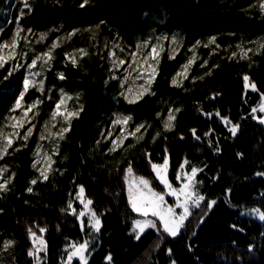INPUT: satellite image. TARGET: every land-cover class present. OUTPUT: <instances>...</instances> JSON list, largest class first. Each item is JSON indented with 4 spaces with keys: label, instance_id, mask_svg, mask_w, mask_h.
<instances>
[{
    "label": "trees",
    "instance_id": "1",
    "mask_svg": "<svg viewBox=\"0 0 264 264\" xmlns=\"http://www.w3.org/2000/svg\"><path fill=\"white\" fill-rule=\"evenodd\" d=\"M12 1L0 0V13ZM81 2L31 0L32 11L25 9L20 21L25 31L31 28L34 33L48 32L49 42L56 39L57 31L67 34L74 29L81 30L68 44L55 50L44 94L32 90L26 102L37 98L44 101L40 105L42 121L50 117L61 89L77 95L84 108L66 136L67 161L63 175L39 186L38 196L26 191L33 179V144L11 156L8 166L14 175L0 205V242L7 235L18 246L13 253L15 261L9 258L5 264H32L26 255L30 227L34 231L39 227L46 229L47 250L42 264H59L66 242L83 240L76 219L68 211H61L66 209L69 190L75 185L85 187V196L93 201L92 208L101 219V230L88 264H109L105 259L109 254L111 264H172L173 261L175 264H264V222L242 215L246 208L264 211V176L255 175L264 173V128L249 115L264 94V49L250 65L227 57L217 58L210 64V76L189 81L183 88L171 86V79L181 65L180 58L173 61L164 58L153 86L155 94L136 105H117L106 95L107 67L93 53L89 35L83 32L104 21L101 26L104 35L109 39L118 36L132 45L137 36L152 29L151 15L154 14L164 21L169 32L182 33L185 47L215 36L225 48L240 35L252 40L264 36V17L257 9H248L254 0H90L83 9L79 8ZM20 6V2L15 3L12 21L19 15ZM8 33L6 30L0 41ZM79 48H86L89 55L79 61L78 68H72L66 64L64 54ZM58 72H64L66 79L58 80ZM245 74L256 84L257 92L244 88ZM4 75L0 71V81ZM22 80L23 73L18 72L9 82H3L6 88L0 84V122L14 103ZM49 95L52 98L47 101ZM169 102L176 103L180 109L174 129L160 132L155 141L150 136L142 146L136 147L128 157L133 163V174L150 179L157 188L145 153L150 154L153 163H161L167 148L170 182L175 183L179 165L188 160V168H203L197 177L200 193L217 203L202 223L198 219L190 221L177 238L148 230L135 239L130 233L135 216L128 204L123 173L127 166H118L109 157L97 156L94 146L97 126L103 117L120 111L136 123H156L160 131L156 116L163 104ZM166 110L164 107L163 111ZM217 110L240 125L236 137L231 136L218 117L204 115ZM193 128L201 138L199 141L192 135ZM210 129L213 131L205 136Z\"/></svg>",
    "mask_w": 264,
    "mask_h": 264
},
{
    "label": "snow or ice",
    "instance_id": "2",
    "mask_svg": "<svg viewBox=\"0 0 264 264\" xmlns=\"http://www.w3.org/2000/svg\"><path fill=\"white\" fill-rule=\"evenodd\" d=\"M89 3L90 0H82L79 4V8L83 9ZM249 8L257 9L259 14L264 17V0H254V3L249 5ZM25 9H27L29 13L32 11L29 0H22V4L19 8V15L15 18V28L10 36L12 43L10 45L7 41L0 43V71L5 73L0 84L6 88L7 85L3 82H9L10 78L20 72L21 69H24L22 88L18 95H16L14 103L9 108L8 113L4 115L3 121L0 122V160H3L4 157L9 154V149L13 148V145L17 140H20L23 143L19 148H16L15 151H20V148L27 147L37 126L34 121H36V118L40 115V105L44 101L37 98L28 103L26 102V96L29 94L30 90L33 89L41 93V95L44 94L45 80L37 79V77H41L44 71L52 69L53 61L55 60L54 52L60 47V42L65 39H71L81 31L80 29H74L66 36H58L51 42L46 50L36 53L31 58L30 62H27V53L17 51L21 40H24L26 44L29 42L28 36L22 35V33L25 32V29L20 23L25 16ZM103 24L104 21H101L94 27L85 28L83 31L91 33L92 40H97ZM4 31V26L0 25V33ZM52 31H56V29H53ZM27 32L32 33V29H27ZM48 35V32L39 33L36 43H43ZM165 41L169 42L168 59L174 60L177 53L181 50L180 38L175 34L171 36L161 34L154 37V42L146 39L142 42L136 43L135 50H129L127 52L118 42L112 43L111 47H109L108 43L104 44V48L107 49L106 59L110 63L108 71L112 73L110 79L118 80L119 78L115 73L123 68V79H119L120 87L125 89V85L129 86L124 91H121L120 95L128 104H135L146 95L155 94L153 91V84L158 75L161 53L165 51ZM253 43L257 42L254 41ZM201 46L210 49L209 56H212L222 47L215 36L210 37L207 42L196 41V44L188 49V52H191L192 55L187 59L186 63L181 66L180 71H178L171 80V84L174 87L181 88L184 81L188 80L192 65L200 59L196 54V49ZM212 46H214V48ZM235 47L238 51H232L227 59L234 60L238 58L243 61L250 59V53L253 55L261 54V49H264V43H258V46L255 49L252 47L246 48L242 44H237ZM115 49H119L120 53L130 56V60L118 56ZM224 51L228 50L224 49ZM87 55H89V52L86 48H79L71 53L66 52L64 54V60L66 64H70L72 68H78L79 59H82ZM100 58L103 60L105 59V56L101 55ZM208 63L209 61L205 59L200 63L199 67L203 69ZM125 64H127V67H123ZM38 65L40 71L35 70ZM212 67L215 68L218 67V65H213ZM134 73L135 75H133ZM211 74L212 71L209 69L204 73V76H210ZM204 76L197 77V79L203 80ZM57 78L61 81L65 80L66 77L64 72H58ZM137 81H142V83L137 84ZM243 82L246 90L251 88L252 92L258 91L256 84L251 82L249 75L245 74L243 76ZM105 83H108V81L106 80ZM48 91L50 93L51 89H48ZM51 98V95H49L48 99ZM78 98L79 97L77 96L76 99ZM214 98L215 97H213V99ZM71 100H73V97L67 95L64 90L61 89L60 97L50 112L49 121H45L39 134V141L52 142L50 152L44 150V145L38 144L37 150L34 153L36 159L32 164V168L39 172V178L43 181H48L50 176L57 171V169L54 168V165L56 164L54 157L60 151V141L65 139V134L69 132L73 119L78 118L84 108L83 104H80L78 108H71L68 105V102ZM178 112H180L179 108L169 109L167 119L163 123V129L165 132L172 131L174 127L173 121L176 119L174 113ZM257 112L264 113V94L261 96V101L258 107H252L249 114L253 121H258L259 124L264 125V117H258ZM204 115L206 117H218L221 123L225 126L231 125V127H228V132L231 133L232 137L237 136L240 125L234 124L228 116L221 115V112L218 110L215 112H206ZM131 120V116L118 114L115 119L112 120V129L107 132V135L101 133V136L105 140H108L113 136L115 126H120V134L110 140L111 147L108 148L109 154L114 153L118 148H121L129 136L135 138L137 143L144 139L143 134H137L141 133V129L147 131L146 126L144 124H139L134 130L128 131V125ZM58 123L60 125L58 131L53 132L52 129L56 128ZM50 124L51 126H49ZM5 129H10V131H6ZM22 130H24L23 134H21ZM212 131L213 130L210 129L209 132L204 133V135L208 136ZM191 132L196 140L199 141L201 139L200 136L197 135V130L195 128L191 129ZM159 136L160 133L157 132L153 137V141ZM181 139H183V137H181ZM96 143L99 145L100 141L98 140ZM129 147L133 146L129 145ZM217 151H219L218 148ZM145 156L149 157L148 162L151 166V172L154 173L155 180L163 186V189L161 191H156L154 190L153 183L150 179H147L144 176L134 175L133 163L132 161L128 162V166L123 169L124 182L127 184L128 190V204L133 213L144 218L132 220L133 230L137 239L140 238V235L144 233L146 229H153L157 232L163 231L167 236L177 238L181 231L186 228V222L189 221V218L193 215V208L199 209L206 204V210L198 218V222L202 223L217 201L215 199H206L205 195L201 194L199 191L198 185L200 181L197 177L198 173L203 172V168L191 166L190 171H185V165H187L189 161L184 160V162L179 165V170L175 177L176 181L180 182L179 187H174L168 177L169 156L167 148H165L162 163H153L150 159V154L148 153H145ZM7 172V167H0V193H6L9 191V186L12 183V176L4 178V174ZM60 174L63 175V172ZM255 175L264 176V173L257 172ZM213 179H217V177H214ZM37 183V179H32L30 181V185H36ZM75 187L78 190L75 192L74 198L83 205V209L77 213V209L73 207V200L69 199L67 201L66 209H61V211L70 210L69 214L74 215L75 219L80 221L81 231L85 230V223L81 218L86 216L87 224L90 228L88 234L92 237V240H94L95 234L99 233L101 230V219L90 207L93 204V201L85 197V187L83 185H75ZM26 191L32 193L33 187L29 186ZM166 195L168 197H174V204L168 203L165 198ZM178 209L180 211H177ZM248 214L258 217L261 222H264V211H261L260 208H252ZM149 217L154 219H150ZM233 227L235 228L236 226L233 225ZM38 230L41 235H38L31 227L27 230L28 238L31 240V246L27 250L26 255L28 258H31L32 264H40L42 259L40 254L46 252V243L44 236L42 235L45 233L46 229L44 227H39ZM92 240H85L83 243H69L64 249L67 259L63 264H72L73 258H78L79 264H88V255H86V252L89 250V245L92 243ZM15 243L16 242L11 239L0 242V254L9 252L14 248ZM157 247H159V245H157ZM249 250L251 251L252 249L250 248ZM168 252L169 255H171L170 249ZM10 259L15 261V255H11ZM105 259L111 264L112 256L110 254L106 256ZM172 264H175V261H173Z\"/></svg>",
    "mask_w": 264,
    "mask_h": 264
},
{
    "label": "rangeland",
    "instance_id": "3",
    "mask_svg": "<svg viewBox=\"0 0 264 264\" xmlns=\"http://www.w3.org/2000/svg\"><path fill=\"white\" fill-rule=\"evenodd\" d=\"M29 1H31V0H29ZM16 2H20L22 4V0H14L10 4H8L6 6V8L3 9L1 11V13H0V25H3L4 26L5 31L6 30H9L8 37L5 40L0 41V43H3L5 41H7V43L9 45L12 43V40L10 39V36H11L12 32L14 31L15 21H12L11 16H12V12H13V9L15 7V3ZM248 9L250 10L249 7H248ZM252 9L256 10L255 8H252ZM151 16H152L151 17L152 18V20H151V27H152V29H150L149 31H147L143 35L137 36L135 38V40L133 41L132 45L131 44H126V42L124 40H122L118 36H114L113 39H109L106 35L103 34L102 31L98 35L97 40H92L91 33L83 31V32L87 33V35H89L90 46H91V49H92L93 53L95 55H97L99 57V59L102 62H104L105 65H106V67H107L106 80L108 81V83H105L106 95H107V98L109 100L115 102L117 105H119L120 103L125 104V105H136V104L140 103L146 96H152V95H146L143 99L137 101V103H135V104H128L123 99V97L120 95V93H121V91H124L129 85H125V89H122L120 87L119 79H123V68L119 72H116L115 73L118 76V78H119L118 80H111L110 79V76L112 75V73H110L108 71V69L110 68V63L106 59L107 49L104 48V44L105 43H108L109 44V47H111V44L112 43L118 42L122 47L125 48V50L127 52L129 50H135V45L138 42H142V41H144L146 39L154 42V37L159 36L161 34L168 35V36H171V35L175 34V35H177L180 38V41H181V44H180L181 50L176 55V58H180V61H181V65L178 68V71H180L181 66L184 63H186L187 59L192 55L191 52H188V49L192 48L196 43L194 45H192V46L185 47V45H184V36L182 35L181 32H179V31L169 32V30L166 28L165 23H164L163 20L158 19L156 17V15H154V14H152ZM162 18H163V16H162ZM4 32L0 33V38L3 35ZM54 34L57 35V37H58V36H66L68 33L65 34L63 32L57 31ZM22 35H27L29 42L26 44L24 40H21L19 42L17 51L18 52H25V53H27V62H30V60L33 57V55H35L38 52H41V51L46 50L47 47L50 46V44H51V42H49L50 35H48V37L46 38V40L43 43H36V41L38 40V37H39V33H34V32L28 33L27 31H25L24 33H22ZM231 38H233V37H231ZM69 40L70 39L62 40L60 42V47L59 48H61L62 46L68 44V41ZM254 41L257 42V43H253ZM201 42H207V40L206 41H201ZM258 43H264V36H259V37H257V38H255V39L252 40L248 36L246 37V36H243V35L241 36L240 35L237 38L236 37L233 38L232 41L228 42V45L225 48L221 47V49L220 50H217L216 53H214L212 56H209L210 49L203 48L202 46L199 47V48H197L196 49V54H197V56H199L200 59L197 60L192 65L191 71L189 72V78H188V80H185L184 81V84H183V86L181 88H183L187 84V82H189V81L193 82L194 80L197 79V77L203 76L204 73L210 69V67H211L210 64H213L214 62H216L217 58H226V57H228L231 54L232 51H238V49H236V47H235L237 44H242L246 48L247 47H252V48L255 49L258 46ZM164 46H165V51L163 53H161L160 64H161V62H162V60L164 58H167L168 59L169 42L168 41H165L164 42ZM212 47L214 48V46H212ZM224 49H227L228 51H224ZM115 51H116L117 55L120 56L121 58H124L126 60H130V56H126L124 53H120L119 52V49H115ZM145 51H148V50H145ZM262 51H263V49H261V54H262ZM261 54L253 55L252 53H250L249 54V56H250V59L249 60H243V61H241L238 58L237 59H234V60H237V61H240V62H245L247 65H250V64H253L254 61H255V59L258 56H260ZM101 55L105 56V59L102 60L100 58ZM205 59H207L209 61V63H208V65H206L205 68L201 69L199 67V65ZM80 60L81 59H79V61ZM169 61H173V60H169ZM160 64H159V66H160ZM159 66H158V70H159ZM123 67H127V64H125ZM35 70L36 71H40L39 65L37 66V68ZM48 71H44L43 74H42V76L41 77H37V79H44L45 80V84H46V75H47V72ZM20 72L24 73V69H21ZM175 74H174V76H175ZM133 75H135V73ZM136 83L139 84V83H142V81H137ZM153 86H154V84H153ZM171 86H173V85L171 84ZM21 88H22V82H21ZM45 88H46V85H45ZM249 89L251 90V88H249ZM30 91H32V90H30ZM66 94L73 97V100L69 101L68 102V105L71 108H78L79 105L81 104V102H80V99L79 98L76 99L77 95H71V94H68V93H66ZM57 96H58V99H59V97H60V91L57 92ZM46 100L47 101L49 100L48 97L46 98ZM260 101H259V103H260ZM259 103L255 107H258ZM164 107L167 108L166 112L163 111V108ZM176 108H179V107H177L176 103H173V102H169L167 104H163V106L160 109V112L156 116V120H157V122H159L160 131H158V129H156L157 128L156 123L154 124V123L149 122V121H142V122L136 123L134 121V119L132 118V120L130 121V123L128 125V131L134 130V128L137 125H139V124H144L146 126L147 131H145V129H141V133L137 134V135L143 134L144 135V139L143 140H140L137 143V141L135 140V138L129 136L125 140L124 145L121 146V148H118L116 152L110 153V154L108 153V148L111 147L110 140L113 139V138H115L117 135L120 134V126L119 125L115 126V130L113 131V136L110 137L108 140H105L101 136V133H104L105 135H107V132L110 129H112V120L115 119L116 115H118V114L119 115H125V114L121 113L120 111H115L111 115H108V116L103 117L102 121L97 126L98 129H97L96 139H95V142H94V146L96 148L95 149V152H96L97 156L98 157H102V158L109 157L110 159H113L114 162H116L117 165L118 164H120V165H123L124 164V165L128 166V161H129V158L128 157L136 149V147L142 146L146 142V140L148 139V137L151 136L150 137L151 138V141H153V137L156 135L157 132H159V133L160 132H162V133H168V132H165L164 129H163V123L167 119V116L169 114V109H176ZM174 114L176 116L178 113H174ZM257 116L258 117H264V113L257 112ZM43 117H44V115L41 116V113H40V115L36 118V121H34L37 126H36V129L34 130V133H33L32 138L28 142V144H33V153H32V157H31V168H32L33 162L36 159L34 153L37 150L38 144L44 145V150H48L49 152L51 151V148H52V142H50V141H42L41 142V141L38 140L39 134H40V132H41V130L43 128V125L45 123V121H42ZM49 118L46 121H49ZM75 119H77V118H75ZM75 119H73V121ZM175 120L173 121V124H175ZM255 122L258 123V121H255ZM49 126H51V124ZM59 126L60 125L58 123L57 124V127L56 128H53L52 131L53 132L58 131ZM261 126L264 128V125H261ZM225 127L228 130V127H231V125H228V126H225ZM173 129H174V127H173ZM5 130L6 131H10V129H5ZM23 131L24 130L21 131V134H23ZM68 133L65 134V139L63 141H60V151L54 157V159L56 160V164L54 165V168H56L57 171L50 176V178H49L48 181H43L41 178H39V172L36 169H33L32 168L33 179H37L38 180V183L36 185H30L31 187H33V192L32 193H28L29 195H31V196L32 195L33 196H38L39 195V192L37 191V189L40 188L39 186H43V185H45L46 183H49V182L50 183L51 182H54L57 178H60L62 176L60 173L64 171L63 168H64V165H65V163L67 161V153L65 151L64 144H65V142H67L66 136L68 135ZM150 138H149V140H150ZM157 138H159V137H157ZM157 138H156V140H157ZM98 140L100 141V144L99 145H97V143H96ZM22 143L23 142L20 141V140L15 141V143L13 145V148L12 149H9V154L6 155L3 160H0V167H7L8 168V172L4 174V178H7L9 176H12V178H13V173L14 172H13L12 168H10L8 166V163L10 162L11 156L16 153L15 149L16 148H19ZM129 145H132L133 147H129ZM92 151H94V150H91V152ZM185 171H190V168H188L187 165H185ZM153 176H154V173H153ZM168 177H169V173H168ZM154 182H155V184H157V188L154 187V190L161 191L163 189V186L160 185L159 182L155 180V176H154ZM179 183L180 182L176 181V179H175V183H172V184H173L174 187H179ZM125 186H126V195H127V198H128V190H127V184L126 183H125ZM198 187H199V185H198ZM77 190L78 189L76 187H72L69 190L68 200L69 199H72L73 200V207L77 209V213H78L80 210L83 209V205H81L79 203V201L78 200H75V198H74L75 197V192ZM8 192L9 191H7L6 193H0V205H1V202L5 198V194H7ZM165 198H166V200L168 201L169 204H174V197H168L166 195ZM90 207L92 208V205ZM205 208H206V205L205 204L201 208H199V209L193 208V210H192L193 211V215L189 218V221L186 222V225L189 224L190 221H196L199 218V216H201L204 213ZM252 208H257V207H252ZM252 208L243 209L242 210V215L244 217H247V218L252 219L254 221H258L260 223H263V222H261L258 219V217H254V216L248 214L249 211H250V209H252ZM92 210L94 211L93 208H92ZM177 211H180V210L178 209ZM68 212L70 213V210H68ZM72 216L75 218L74 215H72ZM134 216H135V219H144L143 217L139 216L136 213H134ZM149 218L150 219H154L152 217H149ZM81 220H83L84 223H85V230L84 231H81L82 234H83V240L80 241L79 243H83L85 240H92V237L89 236V234H88L89 231H90V228H89V226L87 224V217L86 216L85 217H82ZM77 223L79 224V227H80V221H77ZM80 230H81V228H80ZM148 230H153V229H146L145 232L148 231ZM154 231H156V230H154ZM36 232H37L38 235H41L39 233V230H36ZM130 233H131V235L135 239H137V237L135 235V232L133 230V224H132V228H131ZM158 233H163V231H159ZM163 234L167 236L166 233H163ZM42 235L45 236V233H43ZM97 235H98V233L95 234V239L92 240V243L89 245V250L86 252V255H88V260H89V257L91 255V250H92L93 244L96 241V236ZM2 238L3 239L1 240V242L4 241V240H9V239L12 240V237H9L7 235L3 236ZM71 242H73V241H67L66 244H65V246L63 247V249L61 251V256H60V259H59V264H63V262L66 261L67 256H66V253L64 252V249ZM17 246H18V243L16 242L13 249H11L7 253L0 254L1 255L0 256L1 257L0 264H5L4 261L7 260V259H9L11 255H13V253L16 250ZM29 246H31V240L30 239H29ZM46 250H47V246H46ZM45 254H46V252L40 254V256L42 257V259L40 261V264L43 263V260L45 258ZM29 259L31 260V258H29ZM72 264H79L78 258H73Z\"/></svg>",
    "mask_w": 264,
    "mask_h": 264
}]
</instances>
